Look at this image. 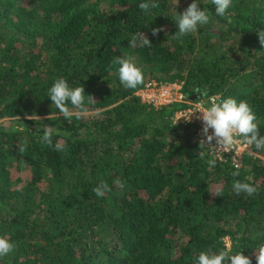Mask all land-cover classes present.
Masks as SVG:
<instances>
[{
  "label": "trees",
  "instance_id": "1",
  "mask_svg": "<svg viewBox=\"0 0 264 264\" xmlns=\"http://www.w3.org/2000/svg\"><path fill=\"white\" fill-rule=\"evenodd\" d=\"M140 2L0 0V236L16 245L0 264H191L227 242L257 264L264 154L245 157L238 177L227 162L210 169L194 125L171 124L184 105L141 103L135 92L144 84L125 89L117 59L134 58L144 83L177 81L189 96L199 88L218 102L247 101L264 135V0H233L224 17L200 0L210 22L179 39L176 8L192 0H157L150 14ZM142 32L151 48L131 43ZM58 77L84 87L79 119L71 106L70 120L60 116L47 97ZM46 126L65 151L41 143L36 129ZM237 179L257 194L237 196ZM102 182L110 190L97 197Z\"/></svg>",
  "mask_w": 264,
  "mask_h": 264
},
{
  "label": "clouds",
  "instance_id": "2",
  "mask_svg": "<svg viewBox=\"0 0 264 264\" xmlns=\"http://www.w3.org/2000/svg\"><path fill=\"white\" fill-rule=\"evenodd\" d=\"M178 5V0H175ZM214 5L215 15L224 17L233 3V0H211ZM200 0H192V3L182 12L178 13L176 8V16L174 18L175 26L178 29L174 36L179 39L187 34H194L200 26L207 25L210 22L209 13L201 9ZM139 9L146 14H150L151 9H157L159 4L157 0H141L138 5ZM167 15L168 13L165 12ZM160 29H153V35H156ZM260 43L264 45V32L258 33ZM131 43L138 44L139 47L151 48V41L142 34ZM118 79L125 89L136 90L140 85L144 84V72L132 57H119L117 59ZM196 93L201 94V102L194 103L192 110L186 116L181 117L188 119L191 114L199 113L198 119L202 122V134L206 142L211 145L207 147L209 155L213 158L207 159V165L210 169L215 168L218 160L224 156V153L234 151L238 154L240 151H247L250 155L264 154V135L260 133L257 123V117L252 107L245 100H237L234 97H227L219 102L215 99L208 103L203 102V98L208 95L205 90L196 89ZM47 97L50 98L52 105L59 109V115L65 119H71L73 112L71 108L78 109L76 118H80L87 112L85 108V90L84 87H73L64 77L55 78L52 85L47 89ZM192 97V96H190ZM179 118V120L181 119ZM19 133H23V126H16L15 129ZM211 130V131H210ZM42 133L40 136L41 143L48 147H54L56 151H65L66 145L57 141L53 144V135H60L59 131L53 132L52 127L46 126L36 129ZM215 141L214 145L212 142ZM27 140L24 141V144ZM201 144L205 146V142ZM255 150V151H254ZM20 151H24V146H20ZM201 154V153H200ZM235 171L231 173L233 177L240 175L239 166L233 161ZM120 188L124 187L123 183L119 184ZM109 186L106 182H102L93 189L97 197H103ZM222 191L217 189V192ZM232 191L237 195L246 194L252 197L258 192L257 186L250 182L234 180L232 183ZM16 245L4 236H0V260L8 256L15 249ZM257 264H264V244L258 246L256 250ZM191 264H252L250 257L243 254L242 249L233 253L231 245H225L223 249L201 251L193 257Z\"/></svg>",
  "mask_w": 264,
  "mask_h": 264
},
{
  "label": "built area",
  "instance_id": "3",
  "mask_svg": "<svg viewBox=\"0 0 264 264\" xmlns=\"http://www.w3.org/2000/svg\"><path fill=\"white\" fill-rule=\"evenodd\" d=\"M181 82H171V81H157L155 79H151L146 81L143 86L137 89L135 95L138 97L139 101L143 104L151 106L155 109L182 104L183 107L176 108L171 115L170 121L172 125H183V124H191L195 127V137L199 143L202 141L205 142L206 147H210L206 142L205 137L202 134V122L198 119L199 113L191 114L188 119L181 117L182 115L186 116L190 113L193 108L194 103L201 102L197 98L192 100L191 97L182 91ZM215 99L218 102V96L212 95L206 98H203L204 103H208L210 100ZM181 119L179 120V118ZM211 131V130H210ZM215 141L212 142L214 145ZM203 145V144H202ZM209 151V150H208ZM255 151V150H254ZM218 161L227 162L229 165L233 166V161L235 160L238 166L241 164L242 160L245 157H262V155H250L247 151H240L238 154H235L234 151H230L223 154Z\"/></svg>",
  "mask_w": 264,
  "mask_h": 264
},
{
  "label": "water",
  "instance_id": "4",
  "mask_svg": "<svg viewBox=\"0 0 264 264\" xmlns=\"http://www.w3.org/2000/svg\"><path fill=\"white\" fill-rule=\"evenodd\" d=\"M200 97H201V95H193V96L191 97V99H192V100H195V99L200 98Z\"/></svg>",
  "mask_w": 264,
  "mask_h": 264
},
{
  "label": "rangeland",
  "instance_id": "5",
  "mask_svg": "<svg viewBox=\"0 0 264 264\" xmlns=\"http://www.w3.org/2000/svg\"><path fill=\"white\" fill-rule=\"evenodd\" d=\"M5 123H8L7 121H5ZM227 245H228V242H227Z\"/></svg>",
  "mask_w": 264,
  "mask_h": 264
}]
</instances>
